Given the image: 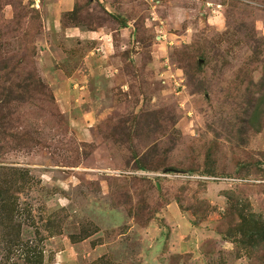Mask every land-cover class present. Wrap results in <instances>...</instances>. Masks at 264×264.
<instances>
[{"label":"rangeland","instance_id":"rangeland-1","mask_svg":"<svg viewBox=\"0 0 264 264\" xmlns=\"http://www.w3.org/2000/svg\"><path fill=\"white\" fill-rule=\"evenodd\" d=\"M52 3L0 0V264H264V0Z\"/></svg>","mask_w":264,"mask_h":264},{"label":"crops","instance_id":"crops-1","mask_svg":"<svg viewBox=\"0 0 264 264\" xmlns=\"http://www.w3.org/2000/svg\"><path fill=\"white\" fill-rule=\"evenodd\" d=\"M77 5V0H53V3L50 7L52 11V17L55 18V26L60 27L62 30L61 21L64 14H69L75 11ZM52 18V19H53ZM63 36L67 41H81V42H91L97 46L103 48L106 38L108 36L103 31H89L84 32L82 29L73 27L67 28L63 31ZM177 205V204H176ZM171 206L175 207V204Z\"/></svg>","mask_w":264,"mask_h":264},{"label":"trees","instance_id":"trees-1","mask_svg":"<svg viewBox=\"0 0 264 264\" xmlns=\"http://www.w3.org/2000/svg\"><path fill=\"white\" fill-rule=\"evenodd\" d=\"M15 95H16V93H15V91H14V88L13 89H10V91L6 94V93H3L2 91H0V96L2 97L1 99H3L4 98V100H5V102L4 101H2L3 102V105L5 106V107H11V101H13V99H16L17 100V98L15 97ZM4 119H0V130H1V128H3V127H5V124H4ZM1 123H3V124H1ZM156 157H158V156H156ZM155 161V160H154ZM158 167H162V164L160 165V166H158ZM137 170L138 171H141V172H146V173H153L154 174V172H151L150 170H148V168H146L144 165H141V164H138L137 165ZM164 169L161 171V172H158V173H161V174H164ZM144 178H147V179H149V180H154L155 178H150V177H148V176H145ZM160 179H167V177H159V178H157V180L159 181ZM158 182H156V184H157ZM158 185V184H157ZM176 203H178V201H176ZM179 204V203H178ZM257 217V216H256ZM257 219V218H256ZM254 222H256V221H254ZM258 222V221H257ZM246 238L248 239V240H256V236L255 235H250V234H247V236H246ZM242 242V241H241ZM257 245H261V243L260 244H257Z\"/></svg>","mask_w":264,"mask_h":264},{"label":"built area","instance_id":"built-area-1","mask_svg":"<svg viewBox=\"0 0 264 264\" xmlns=\"http://www.w3.org/2000/svg\"><path fill=\"white\" fill-rule=\"evenodd\" d=\"M165 177H168V175H167V176H165ZM197 178H198V179H200V180H201V179H202V180H205V179H206V178H200V177H198V176H197ZM190 179H192V180H195L196 178H194V177H193V178H192V177H190Z\"/></svg>","mask_w":264,"mask_h":264},{"label":"water","instance_id":"water-1","mask_svg":"<svg viewBox=\"0 0 264 264\" xmlns=\"http://www.w3.org/2000/svg\"><path fill=\"white\" fill-rule=\"evenodd\" d=\"M173 172H175V171H173V170H167L165 173L166 174H169V173H173Z\"/></svg>","mask_w":264,"mask_h":264}]
</instances>
